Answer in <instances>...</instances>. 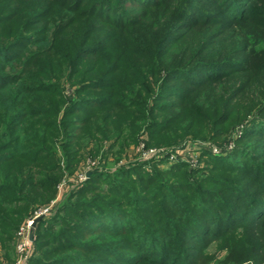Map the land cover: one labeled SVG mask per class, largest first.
Returning <instances> with one entry per match:
<instances>
[{"label":"trees","instance_id":"trees-1","mask_svg":"<svg viewBox=\"0 0 264 264\" xmlns=\"http://www.w3.org/2000/svg\"><path fill=\"white\" fill-rule=\"evenodd\" d=\"M251 117L195 169H96L37 223L30 264H264V0H0V264L107 143L221 142Z\"/></svg>","mask_w":264,"mask_h":264},{"label":"rangeland","instance_id":"rangeland-1","mask_svg":"<svg viewBox=\"0 0 264 264\" xmlns=\"http://www.w3.org/2000/svg\"><path fill=\"white\" fill-rule=\"evenodd\" d=\"M251 119L253 118L251 117L244 123L234 126L224 138V140L221 142H217L213 139H196L193 136H188L185 140H181V142L179 141V143L173 144V146H148L147 140L141 138L137 144L134 143L126 147V149H124L120 155H117L116 153L119 148L115 147L113 149H108L109 144L107 143L106 146L103 148V151H108V154L106 156H104L103 154L98 155L96 157L89 156L83 164L82 170L79 169L78 171H75L72 175H64L58 184V194L56 198L52 200V202L42 207H46L53 204L54 211L59 201H61L63 198H66L72 192H76L89 177L87 173L89 171H92L93 173L96 169L105 172H113L121 165H132L139 162H145L147 166H151L153 159L159 160V164L163 167L167 165V161H162L163 157L170 155L177 156L178 159L185 158L189 161L190 168L195 169L202 161L205 163L204 160L207 159H200L202 158L200 150L206 149L209 153L214 155L221 154V152H232L235 148L236 136H241L243 134L248 122ZM186 143H188L189 145L188 149L185 151L181 150L180 148ZM170 157L169 159H172ZM205 173H208V170H205L203 174ZM37 210L38 209H36V211ZM31 218L32 217H27L22 222L21 226H23ZM239 232L240 230L237 233ZM242 234L240 233L239 236H241ZM15 236L18 238V231ZM225 247L226 246L223 245L222 241L214 242L210 246L209 252L211 254H219V257L223 258L224 255L227 253V249ZM10 252V256L16 261L18 257V251L17 240L15 239L13 241L12 249L10 250Z\"/></svg>","mask_w":264,"mask_h":264},{"label":"built area","instance_id":"built-area-1","mask_svg":"<svg viewBox=\"0 0 264 264\" xmlns=\"http://www.w3.org/2000/svg\"><path fill=\"white\" fill-rule=\"evenodd\" d=\"M54 209L53 204L39 208L34 216L28 220L23 226L18 230L17 238V251L18 257L14 264H30V258L34 252V239H35V229L32 228V224L35 218L39 216H46L52 213ZM34 231V239L31 238V232Z\"/></svg>","mask_w":264,"mask_h":264},{"label":"water","instance_id":"water-1","mask_svg":"<svg viewBox=\"0 0 264 264\" xmlns=\"http://www.w3.org/2000/svg\"><path fill=\"white\" fill-rule=\"evenodd\" d=\"M92 174V171H89L87 173L88 176H90ZM43 218V216H39L37 218L34 219L33 224H32V228L35 229L37 226V223ZM31 238L34 239V231L31 232Z\"/></svg>","mask_w":264,"mask_h":264}]
</instances>
